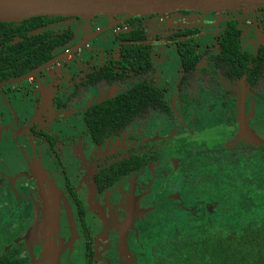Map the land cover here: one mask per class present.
Returning a JSON list of instances; mask_svg holds the SVG:
<instances>
[{"label": "flooded vegetation", "instance_id": "af4514ba", "mask_svg": "<svg viewBox=\"0 0 264 264\" xmlns=\"http://www.w3.org/2000/svg\"><path fill=\"white\" fill-rule=\"evenodd\" d=\"M248 12H222L232 15L210 20L198 11L126 20L124 15L59 17L62 20L53 25L30 31L36 35L64 29L74 37L55 49L50 60L0 82H11L0 88V264L51 263L53 258L46 257L50 245L62 255L61 264H73L77 249L83 251L84 264H143L145 238L158 221L180 225L184 213L199 218L213 211L214 197L210 199L204 184L212 169L207 165L210 151L250 147L244 137L248 132L264 142V99L249 89V76L224 81L222 71L214 68L220 61L213 58L221 55L218 37L230 22L239 32L241 53L254 57L264 47L254 48L252 43V36L264 34V7L252 10L250 17ZM137 18H143L139 25L131 22ZM242 27L250 30L245 36L247 51L242 49ZM140 29L145 39L137 44L150 50L152 73L123 72L134 76L117 78L103 89L88 86L78 102V85L87 80L83 77L116 60L119 37ZM109 32V39L98 42ZM19 42L16 37L10 44ZM181 42L194 45L197 69L214 76L224 92H234L232 100L219 99L211 112L199 108L189 115L181 113L180 92L193 89L195 74L184 72ZM123 83L161 92L175 119L122 122L103 128L96 138L87 112L113 98ZM202 134L223 144L213 147L196 141ZM236 140L237 145H231ZM47 220L56 224L47 229ZM71 230L77 241L72 249Z\"/></svg>", "mask_w": 264, "mask_h": 264}, {"label": "trees", "instance_id": "16d2710c", "mask_svg": "<svg viewBox=\"0 0 264 264\" xmlns=\"http://www.w3.org/2000/svg\"><path fill=\"white\" fill-rule=\"evenodd\" d=\"M140 19L143 18L131 22L139 25ZM61 20L46 16L28 19L19 26L0 23V82L30 72L50 60L55 49L73 39V33L64 29L29 35L30 31ZM16 37L20 42L11 45L10 41ZM218 38L221 55L213 58L220 61L214 68L222 71L224 81L234 82L248 75L249 89L264 99V47L254 57L241 53L239 32L231 22ZM144 39L141 29L121 35L116 60L103 64L97 73L84 76L87 80L79 83L78 102L88 86L103 89L117 78L134 76L123 72L152 73L150 50L137 44ZM197 54L191 42L180 43L179 55L185 74L195 72L190 86L193 89L181 91L179 95L180 111L185 115L199 108L211 112L219 99L227 96L229 101L234 96V92H224L214 76L197 69ZM161 116L175 119L161 92L123 83L113 98L90 109L86 120L100 139L103 128ZM253 140L259 144L210 151L207 165L212 169L204 184L216 206L199 218L184 213L180 225L158 221L157 228L145 238L143 264H264V142L256 137Z\"/></svg>", "mask_w": 264, "mask_h": 264}, {"label": "water", "instance_id": "95a60500", "mask_svg": "<svg viewBox=\"0 0 264 264\" xmlns=\"http://www.w3.org/2000/svg\"><path fill=\"white\" fill-rule=\"evenodd\" d=\"M261 7H264V0H0V23H17L43 16L70 18L124 15L126 20L177 11L248 12ZM27 77L30 76L22 79ZM9 83L1 84L0 88ZM54 223V220H47L46 228H51ZM47 249L50 250H47L46 257L56 259L54 246L50 245Z\"/></svg>", "mask_w": 264, "mask_h": 264}, {"label": "rangeland", "instance_id": "374dc122", "mask_svg": "<svg viewBox=\"0 0 264 264\" xmlns=\"http://www.w3.org/2000/svg\"><path fill=\"white\" fill-rule=\"evenodd\" d=\"M200 14H199V16H201L202 18H205V19H207V20H210V19H213V18H215V17H219V16H224V17H229V16H231L232 15V13H231V15H229V16H225L226 14L224 13H222V12H199ZM252 15V11H250V12H248V16L250 17ZM257 24V26H259V29H260V25H261V23L260 22H257L256 23ZM257 26H254V25H252V26H250V28L251 29H254V31L256 32V30H258V28H257ZM242 30H243V36H242V40H241V43H242V49L244 50V51H247V49H246V45H245V36H246V34H247V32L248 31H250L249 30V28H247V27H242ZM110 36H111V32H109V33H107V34H105V35H103L102 37H100L99 39H98V42H101V41H105V39H109L110 38ZM252 43L254 44V48H256L258 45H260V44H264V34H262L261 32H260V35H254V36H252ZM252 48V47H251ZM164 49V48H163ZM163 51L161 50V53H162ZM40 81V79L38 78L37 80H36V84L38 83ZM23 85V84H22ZM26 87H28V85L26 86ZM9 98H13V96H11V94H10V96H9ZM170 101V100H169ZM171 104V103H170ZM205 137V134H202L201 136H199L198 138H197V140L196 141H199V142H208L207 144H209V146H210V144H212L213 145V147H219L220 145H222L223 144V142H221V141H219V138H208V139H205L204 138ZM241 137V135H238V139ZM244 137H247V139H248V141L249 142H251V143H254V141H253V139L256 137V135L255 134H252V133H247V134H245V136ZM235 142H239V140H236V141H234V142H232L231 143V145H237ZM196 145V144H195ZM75 147V146H74ZM74 147L73 148H71V150L73 151V152H77V150L78 149H74ZM80 153V152H79ZM69 156H70V153H69ZM37 179V178H36ZM36 181V180H35ZM58 207L59 206H57L56 207V211H57V209H58ZM13 209L15 210V208H14V204H13ZM3 211H5V210H3ZM5 217V219H6V217L7 216H4ZM7 219H9V218H7ZM6 219V220H7ZM6 220L4 221V222H1L2 223V225H4V224H6ZM13 220H16V219H13ZM4 223V224H3ZM7 225H9V223L7 224ZM10 226V225H9ZM7 228H10V227H7ZM75 238H76V234H75V232L74 231H72L71 230V237H70V240H69V246H70V248L72 249L73 247H75L76 246V244H77V241L75 240ZM74 254H73V256H71V260H72V263L73 264H84L83 263V259H82V255H83V251L81 250V249H77L76 251H74L73 252ZM64 255L65 254H67V252H64L63 253ZM61 254H59L58 255V253H56V259H53L54 261H51V263L50 262H46V264H59L58 263V260H59V262H60V264H61V256H60Z\"/></svg>", "mask_w": 264, "mask_h": 264}]
</instances>
